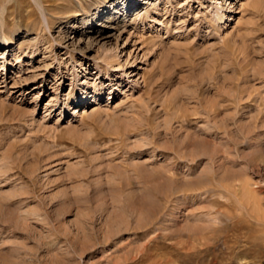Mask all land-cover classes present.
<instances>
[{
	"label": "rangeland",
	"instance_id": "obj_1",
	"mask_svg": "<svg viewBox=\"0 0 264 264\" xmlns=\"http://www.w3.org/2000/svg\"><path fill=\"white\" fill-rule=\"evenodd\" d=\"M142 2L0 0V264H264V0Z\"/></svg>",
	"mask_w": 264,
	"mask_h": 264
},
{
	"label": "bare ground",
	"instance_id": "obj_2",
	"mask_svg": "<svg viewBox=\"0 0 264 264\" xmlns=\"http://www.w3.org/2000/svg\"><path fill=\"white\" fill-rule=\"evenodd\" d=\"M152 1H154V0H143V4H153L152 3ZM217 2V4H219V6L216 4L215 5V9H216V20L217 21H222L224 18H225V9L226 8H230L228 5L230 4V3H227V0H216ZM255 1H253V3H254ZM155 3V2H154ZM227 3V6H225V4ZM260 3V2H259ZM154 5V4H153ZM253 6H255V8L258 6V3L257 2H255L254 3V5ZM11 33H12V31L11 32H9V34H8V38L5 40V42L6 43H8V42H11L12 41V39H11ZM4 45V44H3ZM118 57V56H117ZM116 57V58H117ZM115 58L113 57V60H114ZM117 60V59H116ZM119 62H120V60H119ZM97 92H100L99 91V89H97V90H95V97L98 95L97 94ZM98 98V97H97ZM96 99V98H95ZM94 99V100H95ZM98 100V99H97ZM166 124V123H165ZM188 140V139H187ZM200 150V149H199ZM192 155H193V153H192ZM114 229V228H113ZM112 230V229H111ZM110 229H107V231H106V233L108 234V232H110L111 231ZM104 235V234H103ZM108 236V235H107Z\"/></svg>",
	"mask_w": 264,
	"mask_h": 264
}]
</instances>
